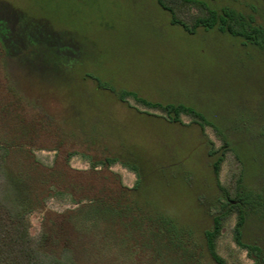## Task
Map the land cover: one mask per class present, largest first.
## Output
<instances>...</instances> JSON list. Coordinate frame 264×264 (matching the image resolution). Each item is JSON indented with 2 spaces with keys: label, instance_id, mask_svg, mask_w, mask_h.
Returning a JSON list of instances; mask_svg holds the SVG:
<instances>
[{
  "label": "rangeland",
  "instance_id": "obj_1",
  "mask_svg": "<svg viewBox=\"0 0 264 264\" xmlns=\"http://www.w3.org/2000/svg\"><path fill=\"white\" fill-rule=\"evenodd\" d=\"M199 1L218 12L250 14L264 25V0ZM167 5L188 27L205 14L180 2ZM171 17L156 0H0V86L53 121L65 140L116 157L110 169L130 196L194 236L210 229L218 213V184L232 197L240 189L243 240L264 249V51L217 28L189 33ZM122 91L190 106L212 126L201 129L185 115L169 122L161 110L132 97L119 100ZM223 152L215 176L212 163ZM33 153L42 165H52L54 151ZM68 164L90 169L79 155ZM45 202L28 215L34 239L45 213L79 207L68 198ZM234 224L233 214L218 253L227 264H251L232 240ZM71 250L72 261L82 264L100 256L87 252L90 258L83 259V252ZM125 264L140 263L133 257Z\"/></svg>",
  "mask_w": 264,
  "mask_h": 264
},
{
  "label": "trees",
  "instance_id": "obj_2",
  "mask_svg": "<svg viewBox=\"0 0 264 264\" xmlns=\"http://www.w3.org/2000/svg\"><path fill=\"white\" fill-rule=\"evenodd\" d=\"M170 12L173 24L193 33L197 28H217L241 38L264 51V25L250 14L222 8L210 9L199 0H156ZM174 2L204 10L194 16L191 27L176 19ZM132 97L151 109L161 110L169 122L179 123L189 117L203 129L212 124L206 117L183 104L151 102L131 91H122L118 98ZM34 150L54 151L50 167L42 165ZM225 153L212 163L218 176ZM79 155L90 164L89 170H77L68 164ZM118 162L111 155L98 154L86 145L65 140L44 114L31 111L27 104L6 86H0V264H82L72 261V250L97 252L94 264H116L117 258H136L142 264H227L217 250L225 221L233 214L231 230L234 244L246 251L251 264H264V249L243 240L246 210L241 190L232 197L220 184L221 201L210 229L200 237L177 226L158 209L144 205L130 196L119 176L110 167ZM138 174L136 166H129ZM137 182L135 187H138ZM49 198L64 199L79 206L64 213H45L42 230L34 239L29 234L28 215L35 208H44ZM88 223L79 226V221ZM85 238H89L88 242ZM84 264V263H83Z\"/></svg>",
  "mask_w": 264,
  "mask_h": 264
}]
</instances>
